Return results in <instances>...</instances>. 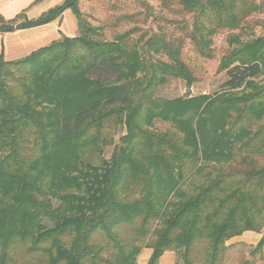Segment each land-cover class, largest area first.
<instances>
[{"label": "trees", "instance_id": "1", "mask_svg": "<svg viewBox=\"0 0 264 264\" xmlns=\"http://www.w3.org/2000/svg\"><path fill=\"white\" fill-rule=\"evenodd\" d=\"M80 1L36 18L0 12V34L68 9L79 29L19 59L0 54V264H138L145 248L148 264L169 251L176 264H227L231 239L264 230V34L229 37L221 90L165 99L157 92L169 79L196 82L182 38L129 30L107 40ZM161 2L192 16L186 34L204 56L221 29L262 9ZM157 119L171 128L156 130ZM113 127L124 129L117 144ZM263 247L264 235L240 264Z\"/></svg>", "mask_w": 264, "mask_h": 264}, {"label": "rangeland", "instance_id": "2", "mask_svg": "<svg viewBox=\"0 0 264 264\" xmlns=\"http://www.w3.org/2000/svg\"><path fill=\"white\" fill-rule=\"evenodd\" d=\"M25 1L21 0L20 6L25 4ZM61 1L45 0L37 7H34L36 4H30L18 13L24 11L27 16L32 15L36 17L50 7L52 8V6L54 7V5L61 3ZM256 2L261 4V11L250 15L241 24L239 29H221L214 36L211 46V56L202 55L196 45L188 38L186 31L192 27V16L183 11L178 3L167 8L162 5L161 0H81L80 10L92 25L103 27L104 36L107 40H114L118 35L129 30L134 31L132 35L134 39L140 37L149 38L157 33H165L166 37L170 40L182 38L184 45L181 58L192 71L196 82L188 88L182 79H169L165 85L159 88L157 95L165 99H173L187 95L212 94L221 90V85L226 79V76L224 72L218 70V66L223 55L230 50L229 37L233 34H241L244 39H249L264 34V0H256ZM3 3L5 9L11 8V0H4ZM69 14L73 16L71 12ZM70 16L68 15V19H66V30L68 34L65 32V35L75 36L79 34V29L77 21L76 28L69 29L71 22ZM62 22L63 19L62 21L60 20L59 27H61ZM53 36L54 34L50 35V37ZM54 39L56 40L57 38ZM24 51L20 49L17 53L9 54L7 59L22 57L25 55ZM19 53L24 54L19 56ZM153 127L158 131H167L171 128V123L157 119ZM111 133L115 144H117L119 143L120 137L124 134V129L122 127H113ZM114 145H109L106 148V157L111 155ZM257 244L258 242L240 246L238 255L240 256L241 252L245 254L250 253ZM147 251L151 252L150 249H143L138 257V264H141L139 263V258ZM233 254H236V251ZM233 257L235 258V255Z\"/></svg>", "mask_w": 264, "mask_h": 264}, {"label": "crops", "instance_id": "3", "mask_svg": "<svg viewBox=\"0 0 264 264\" xmlns=\"http://www.w3.org/2000/svg\"><path fill=\"white\" fill-rule=\"evenodd\" d=\"M25 1V0H24ZM45 1V0H43ZM39 1L36 2V0H29L25 1V4L21 5V0H11V8H6L4 7V0H0V12L1 14L6 18V19H12L14 18L18 12H20L21 9L24 10V8L28 7L30 4H36L34 7H37L38 5L42 4ZM63 1V0H62ZM61 1V2H62ZM60 4V3H58ZM55 6V5H54ZM21 7V8H20ZM53 7V6H52ZM51 8V7H50ZM49 8V9H50ZM47 9V10H49ZM45 10V11H47ZM43 11V12H45ZM42 12V13H43ZM73 12L71 10H66L62 16L63 22L61 27H59L60 20L62 19H57L49 24L42 25L39 27H34V28H29V29H23V30H18L15 32L11 33H3L0 34V54L4 52L5 58L7 59V56L9 54H14L17 53L20 49L25 50V55H28L31 53L33 50L45 46L52 42L54 38H61L60 34H68L66 30V25H67V20L68 15L70 16L69 13ZM40 13V15L42 14ZM37 15L36 17L40 16ZM75 17V15L73 14ZM73 16L71 17V22H70V27L69 29H75L76 27V17L74 18ZM29 18H36L32 15L28 16ZM69 23V21H68ZM78 26V25H77ZM64 30V31H63ZM59 33V34H58ZM51 34H54L53 37H50ZM55 40V39H54ZM24 53H19V56L23 55ZM22 56V57H24ZM21 58V57H19ZM15 58V59H19ZM15 59H7V60H15ZM264 233H257L254 231H246L242 235L234 237L231 239L228 244L232 245V249H230L231 258L228 260L227 264H240L239 261V248L240 246L244 244H254L260 241V239L263 237ZM236 251V254H233V252ZM151 252L147 251L141 258H139V263L141 264H148V260L150 258ZM235 255V258L233 257ZM248 259H252V257H249ZM176 263V254L174 252H166L160 259L159 264H175ZM253 264H264V247L262 249V252L260 255L257 256L255 262Z\"/></svg>", "mask_w": 264, "mask_h": 264}]
</instances>
